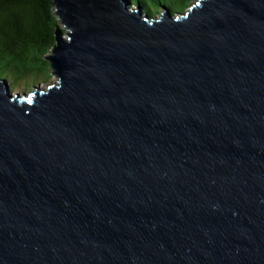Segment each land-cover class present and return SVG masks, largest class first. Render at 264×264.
Returning a JSON list of instances; mask_svg holds the SVG:
<instances>
[{"label": "water", "instance_id": "water-1", "mask_svg": "<svg viewBox=\"0 0 264 264\" xmlns=\"http://www.w3.org/2000/svg\"><path fill=\"white\" fill-rule=\"evenodd\" d=\"M52 6L56 81L0 80V264H264V0Z\"/></svg>", "mask_w": 264, "mask_h": 264}, {"label": "trees", "instance_id": "trees-1", "mask_svg": "<svg viewBox=\"0 0 264 264\" xmlns=\"http://www.w3.org/2000/svg\"><path fill=\"white\" fill-rule=\"evenodd\" d=\"M127 1L155 16L162 6L172 14L185 12L195 0ZM59 27L52 0H0V80L8 81L9 90L29 89L52 77L46 56Z\"/></svg>", "mask_w": 264, "mask_h": 264}, {"label": "rangeland", "instance_id": "rangeland-1", "mask_svg": "<svg viewBox=\"0 0 264 264\" xmlns=\"http://www.w3.org/2000/svg\"><path fill=\"white\" fill-rule=\"evenodd\" d=\"M196 1L197 0H195L193 3H195ZM161 12H162V9L160 8V10H158V12L155 16H158ZM55 81H56L55 78L52 76L47 82H41V83L33 84V85H31V87L29 89H23L22 87H19L17 89H12V90L10 89L9 91H10V94H12V95H14L16 93L19 94L20 96L22 94L28 95L30 92L34 91L36 88L38 90H44L47 87V85H49L50 83H53ZM6 84L8 85V88H10L8 81L6 82Z\"/></svg>", "mask_w": 264, "mask_h": 264}]
</instances>
